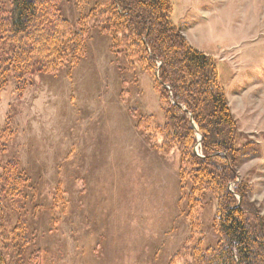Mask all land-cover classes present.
<instances>
[{"label": "rangeland", "instance_id": "obj_1", "mask_svg": "<svg viewBox=\"0 0 264 264\" xmlns=\"http://www.w3.org/2000/svg\"><path fill=\"white\" fill-rule=\"evenodd\" d=\"M171 4L173 25L217 65L237 147L254 156L238 162V176L264 215V0ZM90 9L89 0H58L59 15L87 32L75 65L21 80L12 73L0 90V179L13 162L26 181L21 206L0 207V253L7 264H195L196 248L219 243L217 198L190 202L180 148L163 144L158 71L117 53L89 23ZM19 219L30 240L23 256L13 237Z\"/></svg>", "mask_w": 264, "mask_h": 264}, {"label": "trees", "instance_id": "obj_2", "mask_svg": "<svg viewBox=\"0 0 264 264\" xmlns=\"http://www.w3.org/2000/svg\"><path fill=\"white\" fill-rule=\"evenodd\" d=\"M89 1V23L104 38H111L117 53L135 58L146 72L158 71L156 89L168 121L163 144L167 151L180 148L181 177L193 185L190 202L196 203V195L204 193L217 198L213 228L219 243L213 250L196 248L195 264H264V215L237 168L238 162L254 156L237 147V121L217 65L173 25L171 0ZM9 2L8 13L0 2V90L12 73L20 80L30 74L56 73L62 64L75 65L85 54L87 32H75L59 15L58 0ZM0 183V207L5 199L21 206L26 181L17 164L6 165ZM1 221L0 217V231ZM13 237L18 255L23 256L30 244L25 221L19 219ZM0 264H7L1 253Z\"/></svg>", "mask_w": 264, "mask_h": 264}]
</instances>
